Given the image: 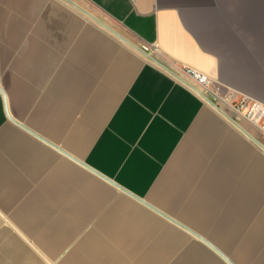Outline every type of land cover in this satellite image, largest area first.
Segmentation results:
<instances>
[{
	"label": "crops",
	"instance_id": "obj_1",
	"mask_svg": "<svg viewBox=\"0 0 264 264\" xmlns=\"http://www.w3.org/2000/svg\"><path fill=\"white\" fill-rule=\"evenodd\" d=\"M74 1L264 103V0ZM0 264H264V150L66 0H0Z\"/></svg>",
	"mask_w": 264,
	"mask_h": 264
},
{
	"label": "built area",
	"instance_id": "obj_2",
	"mask_svg": "<svg viewBox=\"0 0 264 264\" xmlns=\"http://www.w3.org/2000/svg\"><path fill=\"white\" fill-rule=\"evenodd\" d=\"M181 73L188 78L187 79L183 76L185 79L195 85L201 92L211 97L219 106H221L228 114H230L236 120H238L239 122L246 120L251 125H253L254 128L257 130V133L253 135L263 145V147L260 146V148L264 150L263 102L249 97H241L238 101H235L236 98L232 94L220 96L217 94V91L212 89L211 78L207 74L195 68L184 67L182 68ZM192 90L196 92L194 89ZM214 94L217 96H214Z\"/></svg>",
	"mask_w": 264,
	"mask_h": 264
},
{
	"label": "water",
	"instance_id": "obj_3",
	"mask_svg": "<svg viewBox=\"0 0 264 264\" xmlns=\"http://www.w3.org/2000/svg\"><path fill=\"white\" fill-rule=\"evenodd\" d=\"M67 2H69L71 5L75 6L77 9H79L80 11H82L83 13H85L86 15H88L90 18H92L95 22H97L98 24H100L101 26H103L104 28H106L107 30H109L111 33L115 34L117 37H119L121 40H123L124 42L128 43L129 45H131L132 47H134L135 49L139 50L140 52H142L148 59H150L151 61L155 62L156 64H158L159 66H161L162 68H164L166 71H168L169 73H171L173 76H175L178 80H180L181 82H183L184 84H186L187 86H189L190 88L194 89L207 103H209L211 106H213L216 110H218L221 114H223L227 119H229L233 124H235L239 129H241L245 134H247L256 144H258L259 146L263 145L259 142V140L247 129L245 128L238 120H236L234 117H232L230 114H228L221 106H219L211 97L207 96L206 94H204L203 92H201L195 85H193L191 82H189L187 79H185L183 76H181L179 73L175 72L173 69H171L170 67H168L166 64H164L162 61H160L156 56H154L153 54H151L150 52H148L147 50H145L144 48L140 47L139 45H137L136 43H134L133 41H131L129 38H127L126 36H124L122 33H120L118 30H116L115 28H113L111 25H109L107 22H105L103 19H101L100 17H98L97 15H95L94 13H92L91 11L87 10L86 8L82 7L80 4H78L77 2H75L74 0H66ZM122 187V186H120ZM123 188V187H122ZM125 190H127L126 188H123ZM129 191V190H127ZM142 199L144 202L148 203L146 200ZM170 219L176 221L177 223H180L178 220H176L175 218L168 216ZM181 224V223H180ZM183 225V224H182ZM187 227V226H185ZM187 229H189L190 231H192L195 235L201 237L202 239H205L204 236L194 232L193 230H191L190 228L187 227ZM208 243H210L211 245H213L211 242H209L208 240H206ZM224 255V254H223Z\"/></svg>",
	"mask_w": 264,
	"mask_h": 264
},
{
	"label": "rangeland",
	"instance_id": "obj_4",
	"mask_svg": "<svg viewBox=\"0 0 264 264\" xmlns=\"http://www.w3.org/2000/svg\"><path fill=\"white\" fill-rule=\"evenodd\" d=\"M93 13H94L95 15H97L98 17H100L101 19H103L105 22L109 23V25H111L113 28L115 27L112 23L109 22V20L105 19L104 16H102L98 11L93 10ZM178 73H180V72H178ZM227 95H228V94H227ZM238 100H239V98H236V99H235V101H238Z\"/></svg>",
	"mask_w": 264,
	"mask_h": 264
},
{
	"label": "bare ground",
	"instance_id": "obj_5",
	"mask_svg": "<svg viewBox=\"0 0 264 264\" xmlns=\"http://www.w3.org/2000/svg\"><path fill=\"white\" fill-rule=\"evenodd\" d=\"M180 74L182 75V76H184L185 78H187L185 75H183L181 72H180ZM188 79V78H187Z\"/></svg>",
	"mask_w": 264,
	"mask_h": 264
}]
</instances>
